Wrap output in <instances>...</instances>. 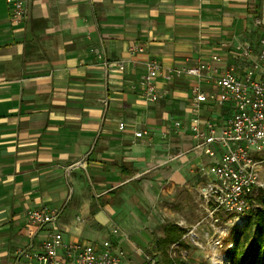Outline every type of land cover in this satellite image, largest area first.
<instances>
[{
    "label": "crops",
    "instance_id": "1",
    "mask_svg": "<svg viewBox=\"0 0 264 264\" xmlns=\"http://www.w3.org/2000/svg\"><path fill=\"white\" fill-rule=\"evenodd\" d=\"M259 4L24 0L26 18L13 24L0 0V264H34L28 256L51 233L64 242L98 240L99 224L139 191L168 197L209 179L210 158L193 150L190 89L217 92L212 80L160 76L155 102L139 81L148 60L165 71L212 55L219 70L243 74L255 60L250 36ZM230 115L229 104L200 109L202 122L220 125ZM40 207L60 213L36 228L26 213Z\"/></svg>",
    "mask_w": 264,
    "mask_h": 264
},
{
    "label": "built area",
    "instance_id": "2",
    "mask_svg": "<svg viewBox=\"0 0 264 264\" xmlns=\"http://www.w3.org/2000/svg\"><path fill=\"white\" fill-rule=\"evenodd\" d=\"M4 1L11 22L22 23L26 18L24 0ZM258 44L256 60L241 75L231 67L219 70L220 58L212 55L210 60L197 66L165 71L155 60H148L139 81L143 97L150 102L160 98L155 86L160 76L167 82L182 76L198 81L212 80L217 89V92H205L198 84L192 85L189 127L196 140L193 150L210 158L205 168L209 179L200 186L198 195L207 217L216 223L220 216H233L242 226L246 214L256 206L257 191H264L260 177L264 169V38L259 39ZM137 51L142 52V49ZM243 52L248 58L250 47L245 46ZM225 104L230 105L231 115L224 123L202 122L203 105L222 107ZM174 125L179 128L180 123L176 121ZM122 128L120 123L119 129ZM134 135L140 137L143 133ZM57 215L40 207L28 210L26 218L32 226L43 228L53 223ZM28 257L34 259V264H130L122 250L87 242H64L59 233L47 235L40 251ZM143 264H157V261L148 258Z\"/></svg>",
    "mask_w": 264,
    "mask_h": 264
},
{
    "label": "rangeland",
    "instance_id": "3",
    "mask_svg": "<svg viewBox=\"0 0 264 264\" xmlns=\"http://www.w3.org/2000/svg\"><path fill=\"white\" fill-rule=\"evenodd\" d=\"M262 8L263 0H260L254 16V31L250 36L255 60L259 39L264 38ZM173 115V112L168 114L167 122H171ZM260 177L264 182V169ZM204 181L205 178L200 182L198 178L192 190L172 192L168 197L159 195L150 199L139 191L142 196L134 198L130 207H120L108 221L99 224L98 240L88 241L101 247L122 250L130 264H143L148 258H154L157 264H169L170 259L180 260L183 264H231L227 250L233 248L230 246L237 238L241 225L233 216H220L217 223L209 220L201 201L196 200L198 195L194 190ZM52 211L60 213L59 209ZM167 224L178 225L184 234L179 245L172 244L163 250L157 245V240L163 236V227ZM126 243H133V247L127 248L131 252L126 249Z\"/></svg>",
    "mask_w": 264,
    "mask_h": 264
},
{
    "label": "trees",
    "instance_id": "4",
    "mask_svg": "<svg viewBox=\"0 0 264 264\" xmlns=\"http://www.w3.org/2000/svg\"><path fill=\"white\" fill-rule=\"evenodd\" d=\"M256 13V12H255ZM256 206L245 217L233 248L227 250V258L231 264H264V191H257L254 196ZM184 230L176 224L163 227V236L157 245L165 250L172 244L179 245ZM169 264H183L180 260L170 259Z\"/></svg>",
    "mask_w": 264,
    "mask_h": 264
},
{
    "label": "water",
    "instance_id": "5",
    "mask_svg": "<svg viewBox=\"0 0 264 264\" xmlns=\"http://www.w3.org/2000/svg\"><path fill=\"white\" fill-rule=\"evenodd\" d=\"M262 23L264 24V0H263V8H262Z\"/></svg>",
    "mask_w": 264,
    "mask_h": 264
}]
</instances>
